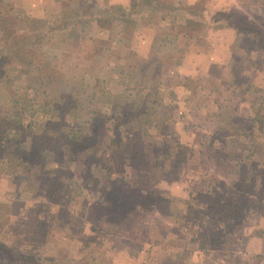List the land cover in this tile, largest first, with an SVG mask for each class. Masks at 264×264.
<instances>
[{
    "label": "rangeland",
    "instance_id": "obj_1",
    "mask_svg": "<svg viewBox=\"0 0 264 264\" xmlns=\"http://www.w3.org/2000/svg\"><path fill=\"white\" fill-rule=\"evenodd\" d=\"M205 1L197 11L185 5L176 9L166 6L159 28L172 30L174 24L198 36L207 28L206 19L212 27L227 24L247 36L245 50L255 47L264 55L258 44L264 43V39L259 41L260 35L264 36V0ZM92 5V0H0V264H264V110L259 122L249 121L255 108L261 105L264 109V76L259 91L252 95V115L234 120V125L230 119L213 133L217 141L212 142L221 143L218 157L230 164L224 176L203 173L201 181H183L184 164L196 158L190 147L200 142V134L183 127L185 119L181 117L176 135L168 127L161 131V124L167 126L169 118L157 115L163 107L156 101L167 87H173V91L179 89L181 99L190 95L191 105L199 104L195 96L203 93L192 85L191 75L200 72L182 69V76H177L180 79L164 77L158 60L146 64L151 69L143 71L136 67L142 56L130 54L136 69L126 71L131 78L118 76L124 81L116 90L131 108L133 104L139 108L129 117L114 118L120 109H103L112 92L106 82L110 71L103 74L99 62L121 59L122 64L116 67L123 69L126 60L121 49L116 48V55L105 47L107 52L96 64L86 65V71L78 67L74 53L77 45H91L94 51L107 45L98 40L91 44L87 35L80 39L72 36L77 31L92 32ZM93 22L95 25V19ZM104 24L109 27L112 22ZM150 24L157 26L154 21ZM3 28L9 33L5 46ZM69 46L73 57L63 52ZM243 58L264 65V58L256 55ZM174 79L180 81L178 85L171 81ZM143 81L148 86L143 87ZM206 87L212 94L217 90L209 82ZM145 100L149 102L142 106ZM97 111L99 116H94ZM223 119L220 117L221 122ZM163 133L170 139L162 140ZM46 148L59 162L56 166L41 164L39 170L37 164ZM82 163L84 170L79 175ZM37 201L50 202L56 211L51 216L53 230L45 224L39 228L54 236L49 242L57 241L55 250L45 245L39 250L43 239L38 235V245L30 244L31 233L26 234L27 245L14 246L9 241L13 234L4 228L9 215L22 208V221L32 228L35 222L31 213L26 216L25 212ZM102 206L116 212L110 215L107 210L102 218L77 212L103 210ZM77 217L83 219L88 233L79 253L76 244L64 249L57 238V233L65 234L64 239L78 235L81 225L73 230L71 222ZM137 219L150 225L152 244L143 241L149 231L145 235L146 230L136 229L137 238L132 239L126 234L130 220ZM22 234L24 237L25 232ZM19 247L22 250H17Z\"/></svg>",
    "mask_w": 264,
    "mask_h": 264
},
{
    "label": "crops",
    "instance_id": "obj_2",
    "mask_svg": "<svg viewBox=\"0 0 264 264\" xmlns=\"http://www.w3.org/2000/svg\"><path fill=\"white\" fill-rule=\"evenodd\" d=\"M92 1L93 5L90 8V15L94 16L96 26L93 25V19V21L89 23L92 24L90 26V28L93 27L90 30L92 32L86 33L77 31L75 35L72 36H76L80 39L87 35L86 38L91 41V44L93 43V41L98 40L101 44L107 43V45L104 47L100 45V48L102 47L101 49L95 47L96 52L93 50L91 45L88 48L82 46L81 48H79L80 46L77 45L75 49L76 51L74 52L76 53V55L71 54L73 51L72 46H69V49H63V52L64 54L70 55L71 57L75 55L77 58L76 61L78 67H83V71H86V65H88L89 63L90 65L96 64L103 53L107 52V49L108 51L110 50L111 54L115 53L116 55H118V52H116V48L121 49L122 58L126 60V64L123 65V69L119 70L116 67L119 65V63L122 64L121 59L116 58L117 61L114 62L112 61L111 57V61L108 60L106 62H99V64H102L101 71L104 72L103 74H105L106 71H110V73L108 74L109 79H107L106 82L111 86V90H109V92H112L110 94L109 100L106 103L107 105L103 107V109L105 111L115 110V112L120 109L119 113L116 112L117 117H114L113 113L111 116L108 115V117H110V119L111 117H114L120 120V116H122L123 118L133 115V111L137 108V106L134 107V104L131 108V103L128 102V99H126V97L124 99H121V94L117 93L116 90V86L123 85V83L121 82L124 81H120L121 79L118 78V76L121 77L122 75H125L127 78H131V76L126 71H129L130 73L131 71H134L136 67L137 69H141L143 71L150 70L151 67L146 66V64H148L149 62H153L156 59L159 63L160 74L164 77L171 76L173 78H178L177 76H182V69H187L189 72L193 71L194 73L200 72L199 75H191L192 85L196 87V89L197 87H199V90L203 93L201 94L202 96L199 95L200 97L195 96V99H198V101L200 102L199 104L191 105L193 101L192 98L189 97L190 95L181 99V95H177L179 89L177 91L176 89H174L173 91V87L172 89H169V87H167L165 89V92L163 91L161 92L160 96L158 95L160 101L157 99L156 104L163 107V109H158L156 113L158 116L165 115L169 118L167 126L161 124V131L164 130L165 127H168V131L173 132L176 135V133L180 129L177 119L181 117L185 119L183 127L185 125L189 127L192 134H200V142L196 141L194 142L195 145L190 147V149H193L196 158L194 160V158L192 157V160L189 159V162H186L184 164V172L182 174L184 178H182L181 180L189 181V183L201 181L203 179V173L217 176V178L224 176V169L226 167L228 169L230 164L225 162L223 158L218 157L217 151L220 150L219 145H221V143L218 142L220 143L218 145L214 141L212 142V140H216L213 137V133L218 131V129H221V126H225L227 123L226 121L230 119H232L231 125H234V120H240L244 118L246 119L250 115H252L251 107L254 101L252 95H254L257 90L259 91L258 88L261 87L262 78L264 76V65L262 62L256 61L254 63H250L249 61L246 62L242 61L241 59H244L243 56L248 57L250 55H256L257 58H264V55L261 56V52L257 51L258 49L255 47H253L251 50H245V46L247 44H245L244 42H248V40L244 39L247 36L243 33L241 34L238 30L233 29L230 25L227 24H223L221 28V25L212 27L208 25L209 21L206 19L205 23L207 28L200 35H194L196 37L191 36L189 35V33L185 32V27L182 28L181 26H175L174 24L172 30H167L166 28H164V26L161 29L159 28V21L162 19L161 13L166 6L170 5V7L176 9L179 8L178 6L185 5V7H189L190 11H197L198 5V8H201L203 2L207 4V1L205 0ZM208 2H214V0ZM63 5L64 4L62 3L61 7H63ZM39 11L44 12V9L41 8ZM204 11L206 12V9H204ZM100 15L104 16L102 17ZM204 17L207 18L206 15ZM151 18H154V20ZM104 21L112 22V25H109V27H107L104 24ZM151 21L156 22L157 26L150 24ZM105 47H107V49H105ZM92 52L97 53L95 54L96 56H91L90 53ZM86 53L89 54L87 57L84 56ZM130 54L142 56L140 57L142 61L138 66L135 67V65L130 63ZM155 54L157 55L156 57ZM165 55H167V58L164 61H162V59L160 60V57H163ZM256 65H258L259 67H256ZM120 66L122 67V65ZM214 69H217V73L215 74L213 72ZM176 80L177 79L171 81H173V83L177 82L178 85L180 81ZM206 81L212 83V87H214V89H217L218 91L215 90L214 94H212L210 89L206 87ZM127 84L128 83H125V85ZM189 85L190 84H188V86ZM144 86H148L145 81H143V87ZM206 88H208L209 90ZM113 91H115L116 93H114ZM172 91L173 94H171ZM212 97V101L207 99ZM148 102L146 100L143 101L142 106H146ZM181 102H183L182 106L180 105ZM120 105H122V107H120ZM99 114L100 113H98L97 111L94 116H99ZM135 114H137V112H135ZM175 115L177 117H175ZM220 117H224L222 122L220 121ZM140 131H144V129L141 127ZM153 131H155L154 128ZM225 132L227 131L224 130L223 133ZM173 133L171 134L173 135ZM203 133H205L204 135L208 136L205 137L204 135H202L203 137H201V134ZM161 138L162 140H165L166 138L170 139L169 136H167L165 133L162 134ZM223 146L226 145L223 144ZM41 158L42 162L37 164L39 170L41 168V164L43 165L50 162L55 163L56 166L58 164L57 162H59L56 161L55 157H53V153L50 148H46L44 150L43 157ZM64 159L65 158L60 160L63 161ZM79 165H81V167L79 168L78 173L79 175H81L82 170H84V166L82 165L84 164L82 163ZM38 173L39 171L35 172V177L36 175H38ZM38 202L40 201H37V203L28 208V210L25 212L26 216H29V213H31V220L35 222L32 228H28V226L22 221L24 212L21 210L23 208L20 210V212H18V214H13L11 216L9 215V221L4 224V228L7 229L9 233L13 234V236L9 238V241L12 240V244H14V246L19 245V243L23 244V246L27 245L28 242L26 238L29 237L31 233L32 235L30 236V239H33V241H30V244L38 245V241L35 237L36 235H38L43 239L41 247L38 248L39 250H44V245L46 246V249L55 250L56 246L58 245L57 241L54 242L53 239L49 242V237L52 235H49V233L46 231H44V233L40 232L39 228H42V224H45V226H50V224L52 223L54 224L51 216H55L56 213L54 212L56 211L53 208L54 206H51L50 202L44 201L43 203H45V205ZM102 207L104 208L103 210H99V208H85L77 212L80 215H88L89 217L92 215L99 218L100 215V218H102L104 216L101 215H105L103 213L109 212L107 210H110V215L113 213V211H115L113 208H106V206ZM97 210H99V212ZM71 213L78 214L73 213V211ZM47 221H50L51 223H47ZM81 221H83V219L80 217H77L75 220H71L73 230L75 226L77 227L78 225H81V228L78 229V235L74 236V238L69 237L64 239L63 236L65 234L57 233V238H59L58 240L63 243L64 249L70 248L71 246L73 247V245L76 244L79 253L80 246L84 244L83 238L84 236L88 235L87 228H84L86 224L85 222ZM159 225L162 226L161 224ZM143 226H147V228L143 229ZM119 227L118 231L120 229ZM136 229L146 230L145 235L149 231L146 237H143V241L146 240L147 244H152L151 241L153 231L150 230L149 224L142 225L139 219L135 221L130 220L129 232L126 233L127 235H129L130 239L137 238L136 233L138 231ZM162 229H165V227ZM49 230H53L52 226L49 227ZM23 231L25 232L24 237L22 234ZM96 233L97 232L95 231V234ZM167 234L168 233L166 232V235ZM53 237L54 236H52V238ZM129 237L127 236V238ZM48 243L50 244V246L47 248ZM17 250H22V247H19V249Z\"/></svg>",
    "mask_w": 264,
    "mask_h": 264
},
{
    "label": "trees",
    "instance_id": "obj_3",
    "mask_svg": "<svg viewBox=\"0 0 264 264\" xmlns=\"http://www.w3.org/2000/svg\"><path fill=\"white\" fill-rule=\"evenodd\" d=\"M7 34H9L8 32H7V29H5V28H3L2 29V37H1V40H2V43H3V45L2 46H5L4 44L6 43V39H7ZM260 39H259V41H263V39H264V36L263 35H260ZM5 41V42H4ZM259 44V47H261L262 49H264V46H263V44L264 43H258ZM15 46H16V49L18 48V51H20V49H21V47L17 44H15ZM5 52V51H4ZM262 110H264V109H262V107H261V105L259 106V107H257V108H255L254 109V111H255V115H254V117H252V118H250L249 119V121H254V122H259L260 121V116H261V114H262ZM1 134V133H0Z\"/></svg>",
    "mask_w": 264,
    "mask_h": 264
}]
</instances>
